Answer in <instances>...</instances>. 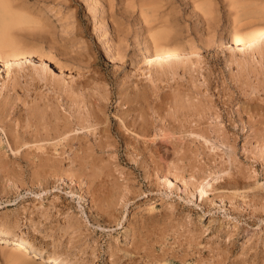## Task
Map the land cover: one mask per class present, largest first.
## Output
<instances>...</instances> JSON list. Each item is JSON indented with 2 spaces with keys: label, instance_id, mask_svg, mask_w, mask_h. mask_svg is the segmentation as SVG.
Listing matches in <instances>:
<instances>
[{
  "label": "rangeland",
  "instance_id": "1",
  "mask_svg": "<svg viewBox=\"0 0 264 264\" xmlns=\"http://www.w3.org/2000/svg\"><path fill=\"white\" fill-rule=\"evenodd\" d=\"M12 1L36 29L0 60L8 233L68 264H264V39L231 35L264 0H164L162 63L140 0Z\"/></svg>",
  "mask_w": 264,
  "mask_h": 264
},
{
  "label": "bare ground",
  "instance_id": "2",
  "mask_svg": "<svg viewBox=\"0 0 264 264\" xmlns=\"http://www.w3.org/2000/svg\"><path fill=\"white\" fill-rule=\"evenodd\" d=\"M163 2H164V0H140L138 5H137L138 9L141 12V15H144V21L148 24L149 31L156 29L154 32H151V31L149 32L150 33L149 37L151 38L152 43L150 41L151 44H148V43L145 44L146 46L144 47V51H143L145 60L150 61L151 63H153V62L162 63L165 61L169 62V61L175 59L176 57L181 56L180 53L176 50L177 48L175 49V48L171 47L169 49H165L163 47L162 43H159L160 40L162 42L164 39L168 38L167 33L172 32L171 31L172 30L171 29V20L169 17V13H167L166 10L162 9V7L164 6ZM204 2L206 4V1H204ZM237 2H238V0H237ZM241 2H243V1H241ZM236 3H232V4H235V6H236ZM263 3L261 2L260 5H262ZM205 4H203L204 6H202V7H206L207 5H211L212 2H211V4L210 3L209 4L207 3V5H205ZM237 6H239V5H237ZM258 7L259 6H257V8ZM257 8L255 9L256 11H254V12L258 15L259 14L263 15L264 14V7H261V8L259 7V9H257ZM18 9L14 6L12 0H0V60H3L5 62H9L10 60L21 61L23 59L30 58L31 54L33 53L32 49H29L25 46L29 40L26 41L27 38H25L24 34H25L26 30L28 31L29 28L30 29H32V28L36 29V27L33 25V27L31 28L28 24L29 22L27 21L25 15H23L22 12H19L20 9L19 10ZM240 9H242V8H240ZM203 10H204V12H203ZM203 10H202L203 13H206V11H208V12L210 11L209 8H207L206 10L204 8ZM257 12H259V13H257ZM258 15L256 17L260 16V15L259 16ZM253 16H255V15H253ZM253 16H252V18H253ZM254 19H257V18L254 17ZM247 22H246V24H247ZM40 23H42V22H40ZM251 24L253 25L254 23H251ZM255 24H257V23H255ZM38 25H40V24L38 23ZM38 25H37V28L43 27V26L40 27ZM249 25H250V23H249ZM31 26H32V24H31ZM251 27L249 29L251 31L250 32L248 31L246 33L240 32V30H237L238 28L233 30L231 32V35L233 38V43H235L237 45H247V44H254L258 40L264 39V26L261 27V26L256 25L252 29H251ZM96 28L97 27L94 26L95 30H96ZM168 30H170V32H168ZM28 32H31V34H32V32L34 33V31H28ZM29 34H26V35H29ZM30 36H33V35H30ZM28 39H30V38H28ZM166 45L168 48L169 45L168 44H166ZM166 45L164 44V46H166ZM232 45H233L232 43L226 44V46H228V47H232ZM42 53L48 54L44 50ZM136 128H137V126H136ZM139 136H141V135H139ZM16 137H17L16 139L14 137H11L8 139V144L12 147V149L19 148L21 146V141L18 139V136H16ZM137 137H138V135H137ZM174 183H175L174 180L167 179V185L170 188L173 187ZM206 184H207V182H206ZM200 188H201V190L199 191L200 197H201V200H203V194L206 193V188L204 185ZM147 209H148V211H154L156 208L154 205H150ZM235 222L238 223V220H236ZM237 223H235L234 226H237ZM10 226H11V223L9 221H7L6 219H2V220L0 219V248H1L0 251L2 250L3 255H4V256H1L2 253L0 252L1 253L0 256L2 258L5 257L4 258L5 260L4 259L3 260L6 261L7 264H68L65 260L62 261L60 259L50 257L45 252L40 250L37 246L32 244L30 241H28L26 238L12 236L11 234L8 233V230H7V228H10ZM128 233H129V231L127 228L125 230V234H124L123 238L121 239L122 242L128 240ZM198 259H200V258H198ZM3 263H5V262H3ZM159 264H166V263L163 260H161L159 262Z\"/></svg>",
  "mask_w": 264,
  "mask_h": 264
}]
</instances>
